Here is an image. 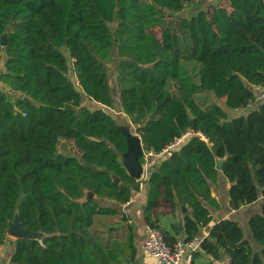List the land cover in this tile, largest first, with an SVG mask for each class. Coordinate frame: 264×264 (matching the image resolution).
Wrapping results in <instances>:
<instances>
[{
  "label": "trees",
  "instance_id": "16d2710c",
  "mask_svg": "<svg viewBox=\"0 0 264 264\" xmlns=\"http://www.w3.org/2000/svg\"><path fill=\"white\" fill-rule=\"evenodd\" d=\"M196 1L0 0V246L17 213L40 234L17 238L10 264H139L127 216L102 202L126 204L142 183L122 163L117 102L146 153L167 151L144 215L161 228L181 213L182 231L161 228L169 246L212 222L220 171L230 209L264 198V101L240 113L264 89V0L173 15ZM188 130L206 140L168 148ZM249 227L252 240L232 218L215 222L194 264H264V205Z\"/></svg>",
  "mask_w": 264,
  "mask_h": 264
},
{
  "label": "crops",
  "instance_id": "0c3cea01",
  "mask_svg": "<svg viewBox=\"0 0 264 264\" xmlns=\"http://www.w3.org/2000/svg\"><path fill=\"white\" fill-rule=\"evenodd\" d=\"M200 2V1H198ZM194 2V4H196ZM3 59L2 65L0 64V74L3 72ZM258 90H263V88H258ZM167 151H163L160 154H148L145 152V163H144V173L140 180H142L141 187L139 191L134 192L132 199L130 202L126 204L119 205L110 200H102L104 204L117 207L119 210L123 211L128 218V224H130L134 231V242L136 247V262L139 264H157L155 258L145 251L144 249V241H145V228L147 226V222L144 215V207L147 203V180L150 176V173L157 170L161 165L162 161L168 156ZM223 164L221 161H218L217 168L221 169ZM230 187V182L225 178L223 173L220 171L218 176V184L211 186L212 193L216 197L219 202L220 207L214 208L208 206L210 213L212 215V222L201 229L200 237H206L209 235V231L211 226L222 219L231 218L234 210L229 207V197L228 190ZM258 202H261L264 205V198H260ZM257 203V202H256ZM240 211V210H238ZM233 219V218H232ZM177 221L179 223L180 230L184 229L182 215L179 212L177 218H174L172 215H166L159 217V225L164 230L173 232L171 224ZM109 223L113 224L115 228L122 227L123 222H121L117 217H113L109 219ZM184 235L181 234L178 239L183 240ZM15 238L9 236L8 241L0 246V264H10L11 256L15 251ZM201 262H206L205 259L195 260V264H199ZM219 264H228V263H219Z\"/></svg>",
  "mask_w": 264,
  "mask_h": 264
},
{
  "label": "built area",
  "instance_id": "2783aa9c",
  "mask_svg": "<svg viewBox=\"0 0 264 264\" xmlns=\"http://www.w3.org/2000/svg\"><path fill=\"white\" fill-rule=\"evenodd\" d=\"M259 100V95H255L254 99L248 101L246 107H251L253 104L259 102ZM197 135H200L206 140L202 134L194 130H188L180 137H176L168 148L177 146ZM148 154H152V152ZM202 240L203 237L198 236L191 241L179 240L172 246H169L164 238L162 229L147 224L143 246L145 251L155 258L157 264H194V253L200 250Z\"/></svg>",
  "mask_w": 264,
  "mask_h": 264
},
{
  "label": "rangeland",
  "instance_id": "374dc122",
  "mask_svg": "<svg viewBox=\"0 0 264 264\" xmlns=\"http://www.w3.org/2000/svg\"><path fill=\"white\" fill-rule=\"evenodd\" d=\"M221 0H200V2H197L196 4L192 3L190 5H188L182 12L180 13H173V15L177 18L180 16H191L193 14H196L198 11L202 10V9H207L209 5H216L220 2ZM223 2L227 3V0H224ZM213 14L212 17L214 19H217L215 10L213 9ZM115 55L117 56V53L115 52ZM116 64V62H115ZM198 67V68H197ZM201 67L200 63H197V66L195 67V73H197L198 69ZM109 72H110V77H111V81L114 87V91H118L117 89V69L114 66H111L109 68ZM2 82H0V86H2ZM119 94V92H117ZM256 95H259L260 100L259 101H264V89L263 90H257L256 91ZM212 98V97H211ZM211 98H209V103L211 102ZM85 105L94 108L96 105L85 100L84 102ZM116 108L115 109H111L109 110L111 112V114L114 116L115 120L117 121V123L119 125H129L130 129L135 132V127L133 124H131L130 120L128 117L125 116V114L121 111V108L117 102L116 104ZM251 107H246L242 110H240V113L243 112H247L248 110H250ZM263 209V205L261 202H257V203H253L250 205H247L241 209H239L240 211H234V213L231 215L234 220L238 221L241 225V227L243 228L245 235L248 239L252 240V234L250 231V227H249V219L251 216H253L256 213H261ZM12 236V235H9ZM13 237V236H12ZM15 238V237H13ZM16 239V238H15Z\"/></svg>",
  "mask_w": 264,
  "mask_h": 264
},
{
  "label": "water",
  "instance_id": "95a60500",
  "mask_svg": "<svg viewBox=\"0 0 264 264\" xmlns=\"http://www.w3.org/2000/svg\"><path fill=\"white\" fill-rule=\"evenodd\" d=\"M8 42V35L4 33L0 36V44L5 46ZM118 129L125 135L127 142V149L121 155L123 166L127 169L129 174L137 179H141L144 173V164L141 163V158L145 156L142 140L139 135L134 133L129 125H119L116 121ZM222 163V160H219ZM9 235L17 238L23 237H39L40 234L27 230L22 226L18 213L12 222L9 223L7 230Z\"/></svg>",
  "mask_w": 264,
  "mask_h": 264
}]
</instances>
